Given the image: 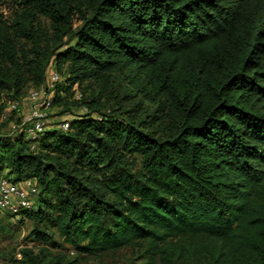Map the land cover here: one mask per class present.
<instances>
[{
    "label": "trees",
    "instance_id": "trees-1",
    "mask_svg": "<svg viewBox=\"0 0 264 264\" xmlns=\"http://www.w3.org/2000/svg\"><path fill=\"white\" fill-rule=\"evenodd\" d=\"M15 1L0 116L52 66V105L72 114L35 139L0 123V178L40 187L18 215L36 240L61 239L13 264L129 247L144 264H264V0Z\"/></svg>",
    "mask_w": 264,
    "mask_h": 264
},
{
    "label": "rangeland",
    "instance_id": "rangeland-1",
    "mask_svg": "<svg viewBox=\"0 0 264 264\" xmlns=\"http://www.w3.org/2000/svg\"><path fill=\"white\" fill-rule=\"evenodd\" d=\"M18 11V4L15 0H5L0 5V17L4 20L11 21L14 19ZM41 22L46 26L50 27L49 21L44 18H40ZM79 21H75V25H78ZM50 32L49 29H47ZM32 48V44L27 43L26 52L28 53ZM32 54L31 52H29ZM34 57V54H32ZM55 70V67H50L49 72ZM69 71V67H64V72ZM48 72V74H49ZM65 78V75H63ZM62 78V79H63ZM48 82V77L46 79ZM76 85L72 89H75ZM43 88V87H42ZM35 89L34 83L30 80L25 88V94L20 99L21 101V112L15 115V118L11 121H5L7 119L3 118L5 110L9 107V103L5 107L3 114L0 116V123H3V133L14 135L20 131V129H25L24 126H20L21 123H17L16 119L21 118V122L25 120L27 116L31 113V102L28 100L30 92ZM0 98V105H1ZM63 111V108L56 105L48 110L49 112V126H52L55 121L63 118H69L71 112L67 111L64 115H61L60 112ZM77 112H81L77 110ZM11 112L9 113V117ZM6 122V123H5ZM37 226V223L34 219L23 217L22 215H16L8 217L7 212L0 211V264H13L14 260L22 258V250L24 249H33L35 253H39L42 248L49 247L54 248L53 246L59 245L61 239L55 235L56 239L52 243H46L43 240H36L34 238L33 229ZM50 227V226H48ZM54 231L53 229H48ZM55 232V231H54ZM60 251L69 253L71 256H75V251L70 245H64L60 247ZM145 260L142 256H138L136 249L131 247L124 248L115 253H108L100 257L90 258L89 264H144Z\"/></svg>",
    "mask_w": 264,
    "mask_h": 264
},
{
    "label": "built area",
    "instance_id": "built-area-1",
    "mask_svg": "<svg viewBox=\"0 0 264 264\" xmlns=\"http://www.w3.org/2000/svg\"><path fill=\"white\" fill-rule=\"evenodd\" d=\"M49 77V81L43 88H35L30 92L28 100L31 102V113L20 124L25 129L18 131H26L33 139L38 138L40 133L49 126L48 110L53 107L54 84L61 79V75L56 70H52L49 72ZM81 96L82 94L77 91L76 97ZM8 106L3 115L4 119H8L9 113L14 110L21 112L20 100L10 101ZM59 126L67 130L69 122L62 121ZM39 192L40 187L35 178L14 181L8 177H2L0 178V211L18 215L25 209H31L36 204Z\"/></svg>",
    "mask_w": 264,
    "mask_h": 264
}]
</instances>
